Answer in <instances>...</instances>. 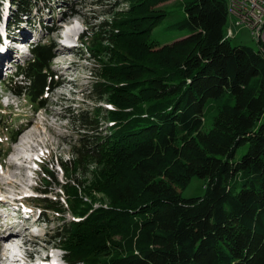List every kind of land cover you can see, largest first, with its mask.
I'll list each match as a JSON object with an SVG mask.
<instances>
[{
    "label": "trees",
    "instance_id": "obj_1",
    "mask_svg": "<svg viewBox=\"0 0 264 264\" xmlns=\"http://www.w3.org/2000/svg\"><path fill=\"white\" fill-rule=\"evenodd\" d=\"M31 1L11 0L14 26L39 0ZM168 1L127 0L129 11L94 34L90 51L108 59L99 63L93 93L121 111L109 112L117 125L104 135L80 115L82 127L96 134L85 136L73 157L96 167L88 192L106 203L95 207L90 195L77 196L72 208L62 198L59 206L46 196L37 200L58 216L67 208L73 214L56 233L72 254H65L68 264H264V51L258 43L256 51L230 45L222 0H183L185 18L171 28L188 35L149 43L165 17L154 9ZM31 55L34 62L19 73L36 100L46 91L51 48ZM209 102L216 115L202 131ZM128 108L138 111L127 115ZM193 177L205 181L204 195L183 199ZM68 184L64 192L83 193L79 182Z\"/></svg>",
    "mask_w": 264,
    "mask_h": 264
},
{
    "label": "rangeland",
    "instance_id": "obj_2",
    "mask_svg": "<svg viewBox=\"0 0 264 264\" xmlns=\"http://www.w3.org/2000/svg\"><path fill=\"white\" fill-rule=\"evenodd\" d=\"M222 1L228 7L229 0ZM31 3H34V0ZM183 7V0H170L154 9L164 12L165 17L150 32L149 43L163 46L188 35L185 30L171 28L172 25L185 18ZM26 9L30 11V15L19 18L21 23L16 24L18 29L11 23V17L16 13L15 6L11 0L1 1L0 60L4 58V62H0V81L2 82L0 84V156L1 150L8 145H11L12 150L20 147V156L11 158L15 159L17 164L18 162L23 163L24 165L19 163V166L27 169L18 170L16 167L17 170L11 171L14 168L11 164L13 160H10L8 155L5 157L4 167H0V174L4 176L2 169L7 166L8 178L7 181H3L0 175V200L8 203L0 208V216L3 218L11 216V219L18 220V212L24 214L29 227H26L20 235L25 249L19 252L22 257L21 261L25 264H50L49 259L44 256L49 254V250L58 249L64 257L68 254L62 248L63 242L60 236L56 237V233L60 234L59 226L60 224L62 226V219H65L64 223L68 224L73 214L68 208L65 209L68 214L61 216L47 211L46 205H40V201H37L41 200L42 196L30 198L28 202L22 199H26L27 191L33 189L39 190L38 193L44 191L49 193L46 200H53L56 206H59L57 203L63 199L72 208L77 201L75 198L79 196L84 201L86 199L83 200L84 195H90L93 201L96 200L95 207L106 203L102 201L101 205L99 204L98 200H102L103 195H93L92 191L88 192L87 182L91 178L90 171L96 167L82 159L78 162L79 159L74 158L73 155L85 136L96 134L92 133L88 127H82L83 125L79 123L80 115L90 116L89 120L98 126V131H101L103 135L107 134L105 130L117 125V121L109 120L108 116L109 112L119 113L120 108L107 100V96L101 99L95 97L93 93V84L101 82L97 77L100 69L99 63L107 61L108 58L101 56L99 59L95 53L90 51V48L95 33L100 32V25L103 22L109 23L113 15L128 12L129 3L127 0H39L31 9L28 5ZM226 30H233V36L229 39L231 46L249 47L254 51L258 49V44L252 38L250 31L244 27H234L230 15L227 17ZM91 39H93L92 42ZM103 45L111 47L107 41H104ZM43 46L51 48L48 63L50 72L46 73L47 87L39 99L32 100L24 91L27 83L19 73V67L23 69L33 63L31 50ZM128 51L134 52V49ZM11 53L13 56H9ZM124 59L123 55H120V61ZM6 61H9L8 67H6ZM3 98L6 99L3 100ZM210 104L209 102L205 107V123L201 128L202 131H208L212 118L216 115L215 108L209 107ZM133 110L138 111L134 108L124 111L129 115ZM262 122H264V114L260 118V123ZM20 129L22 130L19 132ZM13 133L17 134V141H12ZM20 141L23 142L22 144L27 143L23 150ZM246 150L247 145L237 148L234 161H237ZM40 151L45 156L43 162H31L39 167L38 172V170L34 171V166L28 164L30 162L24 161L25 157L34 161L33 157H38ZM57 161L66 164L65 172L64 169L62 172L58 170ZM12 180L21 181L20 183H23L21 187L24 190ZM71 180L83 185L82 191L85 194L80 191L78 195L64 192L63 187L69 186L68 183ZM204 185V180L193 177L188 186L180 191L181 197L192 199L203 196ZM84 214L81 213L83 216ZM83 216L81 219L84 218ZM33 223L34 226L30 228ZM0 224L4 226V222ZM12 231H15V228ZM1 254L0 250V264H4L6 258ZM78 263L81 264L80 261L74 264Z\"/></svg>",
    "mask_w": 264,
    "mask_h": 264
},
{
    "label": "bare ground",
    "instance_id": "obj_3",
    "mask_svg": "<svg viewBox=\"0 0 264 264\" xmlns=\"http://www.w3.org/2000/svg\"><path fill=\"white\" fill-rule=\"evenodd\" d=\"M227 12H228V15H230V4L228 5V7H227ZM8 16V15H7ZM68 26V25H67ZM70 26V25H69ZM250 31V30H249ZM228 32V31H227ZM230 38V37H229ZM260 40L262 41V43H264V29H262L261 31H260ZM256 43H258V42H256ZM259 44V43H258ZM260 45V49L261 50H263L264 51V46L263 45H261V44H259ZM4 47V46H3ZM5 49V48H4ZM3 51V50H2ZM1 51V52H2ZM1 58V57H0ZM0 62H4V58H2L1 60H0ZM11 63V62H10ZM9 66V61H6V67H8ZM4 68V67H3ZM1 69V68H0ZM10 120V119H9ZM10 121H12V120H10ZM8 123H10L9 121H8ZM9 126V125H8ZM21 131V129L19 130V132ZM13 132H15V131H13ZM18 132V133H19ZM14 134V133H13ZM19 135V134H18ZM15 136H17V134L15 135L14 134V137ZM16 141H17V138L15 137L14 138ZM14 140V141H15ZM20 143V146L22 147V150L26 147V145H27V143L25 142L24 144H22L23 142L22 141H20L19 142ZM18 143V144H19ZM15 144H16V142H15ZM11 147V145H8V146H6L4 149H2L1 150V156H0V167H4V164H3V162H4V160H5V157H7V155L10 157V160H13L11 157L13 156V158L14 157H17V156H20V150H21V148L19 147V148H15V150H14V148H13V150L10 148ZM41 148V147H40ZM11 151H13L12 153H11ZM38 151V150H37ZM42 151H44V150H42ZM15 152H18V153H15ZM48 155H49V153H48ZM38 157L37 158H35V157H33L34 158V161H30V159L29 158H27V157H25V161L24 162H26V163H28V162H30V163H28L29 165H31V162H36V159H39V163H42L43 162V160H44V157L45 156H43L42 154H41V151L39 152V154L37 155ZM22 162H23V160H22ZM19 163L20 162H18V164L16 163V161H15V159L13 160V161H11V164L14 166V168H12L11 169V171H15V170H17V168L16 167H18V170H25V168L26 167H24V169L23 168H21L20 166H19ZM21 165L23 164V163H20ZM24 165V164H23ZM27 169V168H26ZM2 171H4L3 173H4V176H2L1 174V178L3 179V181H7V171H8V167L6 166V168L5 169H2ZM24 176V175H23ZM13 178H15V177H13ZM14 183H16L21 189H23V187H21L22 186V184L20 183L21 181H19V182H15L14 180H12ZM24 181H26V179H24ZM24 190V189H23ZM4 200V199H3ZM6 203H8V202H6V201H2V200H0V208L1 207H5L6 206ZM9 207V206H8ZM4 209V208H3ZM14 210V209H13ZM15 210H17V209H15ZM1 211V210H0ZM4 211V210H3ZM13 212V211H12ZM4 213H5V211H4ZM19 213V218H18V220H13V219H11L10 217H8V216H5L4 218L3 217H1L0 216V222H4V226H2L1 224H0V242L1 243H4L3 245H5V244H7V245H11V249L12 250H14L15 251V255H14V257H11V258H7V257H5L6 258V260H11V261H18V259H20V254H19V252H20V250L22 249V250H25L24 249V245H23V243H21V240H20V235H22V233L25 231V228L27 227H29L28 226V224H29V222H28V220L27 219H25V216H24V214H22L20 211L18 212ZM15 214V213H14ZM17 214V213H16ZM4 215V214H3ZM17 224H21L20 226L19 225H17ZM13 228H15V231H12V229ZM4 231H6V232H4ZM34 232V231H33ZM10 233V234H9ZM9 234V235H8ZM2 240V241H1ZM15 241H17V242H19L20 243V245L19 244H16L15 243ZM3 248H4V246H3ZM2 258H4V257H2Z\"/></svg>",
    "mask_w": 264,
    "mask_h": 264
},
{
    "label": "built area",
    "instance_id": "obj_4",
    "mask_svg": "<svg viewBox=\"0 0 264 264\" xmlns=\"http://www.w3.org/2000/svg\"><path fill=\"white\" fill-rule=\"evenodd\" d=\"M230 16L234 27L250 30L255 42L264 46L260 40V31L264 29V0H229ZM233 30H228L226 37H232Z\"/></svg>",
    "mask_w": 264,
    "mask_h": 264
}]
</instances>
